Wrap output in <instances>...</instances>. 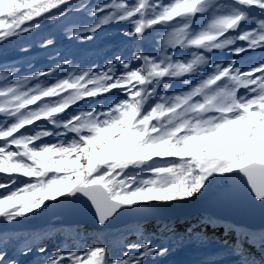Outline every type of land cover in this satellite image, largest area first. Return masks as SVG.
<instances>
[{"label": "snow or ice", "instance_id": "snow-or-ice-1", "mask_svg": "<svg viewBox=\"0 0 264 264\" xmlns=\"http://www.w3.org/2000/svg\"><path fill=\"white\" fill-rule=\"evenodd\" d=\"M0 174V264H264V0H0Z\"/></svg>", "mask_w": 264, "mask_h": 264}, {"label": "rangeland", "instance_id": "rangeland-1", "mask_svg": "<svg viewBox=\"0 0 264 264\" xmlns=\"http://www.w3.org/2000/svg\"><path fill=\"white\" fill-rule=\"evenodd\" d=\"M97 2L102 3L104 2V0H90V3L92 4H95ZM120 47H121L120 41L117 39L115 32L113 31V33L110 35L102 36L100 39L97 40L96 44L93 46H90V48L86 50L82 56L77 57V62L84 64V63L94 61L95 63L102 65L104 62L105 56L111 55L113 52L119 50ZM34 63H35V68L41 69V70H47V67L50 61L43 56H39L35 58ZM24 71L25 73H28L27 68H25ZM37 123H41V122H37ZM0 175H3V174H0ZM2 191L3 190H0V192ZM172 203L176 204L177 201H173ZM196 217H192L188 219H181V220H173L170 223H175V225L177 226V230L183 231L186 228L188 222L189 221L194 222L196 220ZM155 227H156V223H152L148 226L146 225V230L151 232ZM208 232L210 236L213 234L211 228L208 229ZM191 255H194V254H186L184 252H181L177 258H188Z\"/></svg>", "mask_w": 264, "mask_h": 264}, {"label": "water", "instance_id": "water-1", "mask_svg": "<svg viewBox=\"0 0 264 264\" xmlns=\"http://www.w3.org/2000/svg\"><path fill=\"white\" fill-rule=\"evenodd\" d=\"M203 206H191V205H183L180 207L170 208L166 212L160 214L159 217L150 219L147 224L156 223L157 220H162L165 222L173 221V220H181L188 219L192 217L199 216L203 211ZM59 219L61 221V225L70 226L79 224L81 227L86 228L92 223V216L88 213L76 212L70 214H63L59 217L50 216L45 218L44 220H40L36 222V225L49 224L50 221Z\"/></svg>", "mask_w": 264, "mask_h": 264}, {"label": "trees", "instance_id": "trees-1", "mask_svg": "<svg viewBox=\"0 0 264 264\" xmlns=\"http://www.w3.org/2000/svg\"><path fill=\"white\" fill-rule=\"evenodd\" d=\"M213 144H215V142H213ZM51 225H54V226H60L61 224H60V220H55L54 222H53V224L51 223Z\"/></svg>", "mask_w": 264, "mask_h": 264}, {"label": "bare ground", "instance_id": "bare-ground-1", "mask_svg": "<svg viewBox=\"0 0 264 264\" xmlns=\"http://www.w3.org/2000/svg\"><path fill=\"white\" fill-rule=\"evenodd\" d=\"M211 233V232H210ZM208 234H209V232H208Z\"/></svg>", "mask_w": 264, "mask_h": 264}]
</instances>
